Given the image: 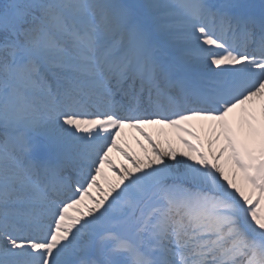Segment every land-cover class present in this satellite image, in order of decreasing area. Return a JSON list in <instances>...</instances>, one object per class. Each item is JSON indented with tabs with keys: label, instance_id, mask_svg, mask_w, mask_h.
Instances as JSON below:
<instances>
[{
	"label": "snow or ice",
	"instance_id": "6c2138e0",
	"mask_svg": "<svg viewBox=\"0 0 264 264\" xmlns=\"http://www.w3.org/2000/svg\"><path fill=\"white\" fill-rule=\"evenodd\" d=\"M0 264H264V5L0 0Z\"/></svg>",
	"mask_w": 264,
	"mask_h": 264
},
{
	"label": "bare ground",
	"instance_id": "6f19581e",
	"mask_svg": "<svg viewBox=\"0 0 264 264\" xmlns=\"http://www.w3.org/2000/svg\"><path fill=\"white\" fill-rule=\"evenodd\" d=\"M238 3L248 4L254 6L255 11L257 8L264 5V0H236ZM147 132L152 134L153 138L161 141L165 146H167L168 142H171L174 147L179 149L177 153L178 159H186L180 155V153L187 151L185 146L180 143L178 139V134L174 129L168 128L166 126L161 125H144ZM139 141V143H138ZM122 146L125 147L130 152H135L136 154L143 156L144 151L141 147V144L147 146L150 149V145L148 141L145 140L144 136H142L135 129L126 128L121 138ZM112 159L119 167L122 163L127 164L128 161L124 159V157L115 150L111 153ZM107 180H115L116 174L113 170L109 169L107 165L104 167V175L100 178V183L102 186H107ZM93 194H95V189H93Z\"/></svg>",
	"mask_w": 264,
	"mask_h": 264
},
{
	"label": "rangeland",
	"instance_id": "374dc122",
	"mask_svg": "<svg viewBox=\"0 0 264 264\" xmlns=\"http://www.w3.org/2000/svg\"><path fill=\"white\" fill-rule=\"evenodd\" d=\"M133 2H138V1L135 0V1H133Z\"/></svg>",
	"mask_w": 264,
	"mask_h": 264
}]
</instances>
